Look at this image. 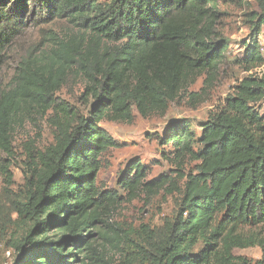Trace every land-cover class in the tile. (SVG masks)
<instances>
[{"label":"trees","instance_id":"obj_1","mask_svg":"<svg viewBox=\"0 0 264 264\" xmlns=\"http://www.w3.org/2000/svg\"><path fill=\"white\" fill-rule=\"evenodd\" d=\"M237 1L0 0V54L30 22L68 19L80 27L78 34L53 38L49 51L28 53L12 87L0 93V172L7 185L13 183L15 127L39 116L54 129L45 149L27 147L25 193L14 212L32 225L13 240L18 256L12 264H264V256L251 262L234 254L253 246L264 252V115L257 108L264 74L245 77L201 124L199 148L188 120L170 123L161 143L172 147L173 162H195L187 174L179 169L182 189L165 175L144 182V165L128 164L120 187L156 192L171 184L182 200L174 218L146 229L118 263L107 257V247L123 251L128 235L109 222L121 197L98 185L103 153L120 146L100 123H131L134 107L143 117L165 114L202 76L205 93L230 46L217 33L219 6ZM258 2L239 61L247 71L264 66V0ZM71 72L84 78L86 111L57 96ZM199 244L204 248L195 252Z\"/></svg>","mask_w":264,"mask_h":264},{"label":"rangeland","instance_id":"obj_2","mask_svg":"<svg viewBox=\"0 0 264 264\" xmlns=\"http://www.w3.org/2000/svg\"><path fill=\"white\" fill-rule=\"evenodd\" d=\"M112 0H98L100 3H110ZM259 0H238L235 3H221L219 6V20L217 33L229 40L230 46L220 66L217 80L202 94L204 78L191 85L182 92L180 97L171 102L165 114L154 113L143 117L134 107V119L131 123L104 120L102 127L119 141L120 146L103 153L102 169L98 175V185L103 190L117 191L121 197L113 208L110 223L128 232L121 248L108 246L107 257L114 263L123 261L126 255L133 253L136 243H140L146 229L150 231L160 229L168 219L174 218L181 207L182 194L167 184L159 191H147L143 187L133 192L120 187L119 178L125 172L130 162H140L145 167L144 182L168 176L178 182L179 189L184 181L178 179V174H186L194 168L195 162L186 160L178 166L170 155L172 147L161 143L163 134L170 123L188 120L192 130L196 133L195 148L201 145V124L211 113L224 105L226 98L231 95L238 85L248 75L263 76L264 66L247 71L239 64L245 53V44L249 42L252 32V12L260 11ZM80 33V27L68 19H55L48 23L30 22L16 35L12 44L0 54V93L12 87L19 63L32 52L36 57L42 52L49 51L54 45L53 38H67ZM264 54V27L259 36ZM84 89V78L71 72L66 78L64 86L57 96L64 99L82 111H86L87 104L81 100ZM201 94L199 99H192L189 93ZM264 115V100L257 105ZM54 142V129L46 118L33 116L15 127L14 151L15 157L10 167L13 183L9 186L0 172V264H12L18 254L12 246L15 238L25 234L32 225L29 220L18 217L14 212L15 201L25 193L26 160L28 159V145L33 144L36 149H45ZM173 191V192H172ZM124 233V234H125ZM123 234V235H124ZM204 246L199 244L195 252ZM234 254L247 258L251 262L260 260L264 256L261 246L237 248ZM140 264V263H136ZM235 264H241L236 262Z\"/></svg>","mask_w":264,"mask_h":264}]
</instances>
